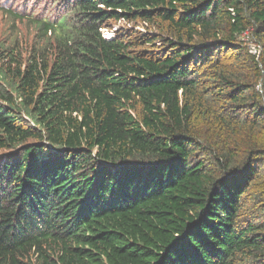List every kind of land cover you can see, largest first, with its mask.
I'll use <instances>...</instances> for the list:
<instances>
[{
    "label": "trees",
    "instance_id": "trees-1",
    "mask_svg": "<svg viewBox=\"0 0 264 264\" xmlns=\"http://www.w3.org/2000/svg\"><path fill=\"white\" fill-rule=\"evenodd\" d=\"M64 1L0 49V264H264V0Z\"/></svg>",
    "mask_w": 264,
    "mask_h": 264
},
{
    "label": "rangeland",
    "instance_id": "rangeland-1",
    "mask_svg": "<svg viewBox=\"0 0 264 264\" xmlns=\"http://www.w3.org/2000/svg\"><path fill=\"white\" fill-rule=\"evenodd\" d=\"M66 6V3L56 4L54 0H0V49L4 45H12L16 42L15 48L19 54H22L24 58L27 57L29 53L36 50V47L44 44L41 33L35 27V19L57 21ZM125 28L127 30L135 28L144 32H147L145 29H152L150 25H136L134 22L120 20L110 22L103 32L105 34L119 33ZM152 30L155 32L156 29ZM155 33L158 34V32ZM244 42L250 46L253 53L260 51L259 45H256L250 34L245 35ZM160 44L157 42L156 50ZM2 170L3 166L0 167V172Z\"/></svg>",
    "mask_w": 264,
    "mask_h": 264
},
{
    "label": "bare ground",
    "instance_id": "bare-ground-1",
    "mask_svg": "<svg viewBox=\"0 0 264 264\" xmlns=\"http://www.w3.org/2000/svg\"><path fill=\"white\" fill-rule=\"evenodd\" d=\"M189 44V43H188Z\"/></svg>",
    "mask_w": 264,
    "mask_h": 264
}]
</instances>
